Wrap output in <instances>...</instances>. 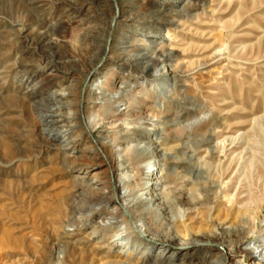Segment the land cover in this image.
I'll list each match as a JSON object with an SVG mask.
<instances>
[{
  "label": "rangeland",
  "instance_id": "obj_1",
  "mask_svg": "<svg viewBox=\"0 0 264 264\" xmlns=\"http://www.w3.org/2000/svg\"><path fill=\"white\" fill-rule=\"evenodd\" d=\"M146 183L148 237L123 264H264L247 249L264 237V0H0V264L124 250L117 199ZM188 235L225 247L177 255Z\"/></svg>",
  "mask_w": 264,
  "mask_h": 264
},
{
  "label": "bare ground",
  "instance_id": "obj_2",
  "mask_svg": "<svg viewBox=\"0 0 264 264\" xmlns=\"http://www.w3.org/2000/svg\"><path fill=\"white\" fill-rule=\"evenodd\" d=\"M166 37V36H165ZM164 37V39H165ZM161 39V38H160ZM163 39V38H162ZM160 42V41H159ZM146 68V67H144ZM93 74V72H92ZM102 80L99 78V76H97L93 81L92 83L90 84V90H93L95 94L99 95L102 91H103V88H102ZM56 92V91H55ZM104 94H105V91H103ZM102 92V93H103ZM116 93V92H115ZM44 97V95L42 96ZM99 97V96H97ZM45 98V97H44ZM50 99V98H49ZM52 99V98H51ZM46 101V100H45ZM47 103V102H46ZM84 127L86 129V134H88L89 136L91 135V137L94 138L93 134H92V131L90 130V128L87 126L86 124V120H85V117H84ZM65 139V138H64ZM63 140V139H62ZM96 144L97 146H99L100 148V145H99V140L96 139ZM104 141V140H103ZM105 143H107L109 146H112L113 147V143L110 142V141H107L105 140L104 141ZM63 144V143H62ZM67 145V144H65ZM63 146V145H62ZM65 147V146H64ZM122 155H119V157L117 159L114 160V162H111L110 160L108 161V165L110 167V170L111 171H117L120 173V170L122 169V158H121ZM73 177V176H72ZM123 178H121L120 176L118 177V180H116L114 182V187L115 188H120L122 189L123 187ZM96 184V183H95ZM106 188V187H105ZM151 189H154L152 186H150L149 184H145V186L143 188H141V191L138 193V194H134L130 189L126 188L125 191L121 192L120 195L118 196V203L121 205L120 208H122L125 212H126V215L128 214V216L130 217L133 225H134V231L133 233L135 234L134 237L132 238V240H130V242H128L127 244H129V246L127 248H125L124 250H118V251H115L114 250H111L112 248H110L109 250H107L108 248H106V251L103 252V253H100V252H95L94 253V249L93 247H88L86 246L87 248V252L88 254H84V256H80L79 257V260L76 261V259H73L72 262L70 264H82L83 260H89V261H85L86 264H113V263H118V264H123V263H128L127 262V258L130 257L133 252L135 250L138 249V246H137V243L139 241H142V238L141 236H145V237H148V229H147V224L145 221H143L141 218H137L136 216H134L132 214V210H133V207H134V204L136 203V201L138 202H145L147 204V206H149L152 202V200H154L153 196H151L149 192V190ZM140 190V189H139ZM150 194V196L148 195ZM131 198V199H129ZM106 203V206L107 208L110 207L109 210H112L114 209V206L113 205H116V202L115 201H112L110 199H107L105 201ZM184 203V202H183ZM101 206V205H100ZM104 206V205H103ZM72 207V206H71ZM70 209V208H68ZM121 210V209H120ZM72 211V210H71ZM80 212V211H79ZM68 213V212H67ZM123 213V212H122ZM69 214V213H68ZM79 214L82 215L81 218H83V224H90L93 220V217L96 216L98 213L97 212H92V211H89V212H83L81 211ZM109 215V218H114L112 214H108ZM120 215V214H119ZM123 215V214H122ZM137 215V214H135ZM98 217V216H97ZM225 217V216H224ZM223 217V218H224ZM102 219V218H101ZM116 219V218H115ZM128 219V218H127ZM122 220V221H115V222H110V224L107 226L109 228H111L112 230H114V234L111 236V237H114L115 239V242H118V240L120 239H128V237L131 235V231H129V226H128V220ZM235 219V218H234ZM98 219H96L97 221ZM225 220V219H224ZM227 220V219H226ZM68 221V220H67ZM71 221V220H70ZM113 221V219H112ZM190 221V220H189ZM106 222V221H105ZM185 222V221H184ZM82 223V222H81ZM80 223V224H81ZM97 223V222H96ZM68 224V223H67ZM72 224V223H71ZM82 224V225H83ZM99 224V223H98ZM106 224V223H105ZM131 224V223H130ZM194 224V223H193ZM60 225V224H59ZM85 225V226H86ZM97 225V224H96ZM102 225V224H101ZM101 225H99L101 227ZM132 225V226H133ZM70 226V225H69ZM183 227H184V231L186 233V231L188 229L194 231V232H190L188 233L189 235H199V232H198V228L197 227H193L191 225L190 222H186L183 224ZM80 228V227H79ZM103 229V228H102ZM79 231V229H77ZM182 230V229H181ZM94 232V231H93ZM124 232V233H123ZM92 233V232H91ZM71 234V233H70ZM188 235V236H189ZM92 236V235H91ZM90 236V237H91ZM201 236V235H200ZM87 237V236H86ZM88 239V238H87ZM93 239V238H92ZM109 239V238H108ZM149 239V242H146V244H149V245H153V244H156V243H161L163 245L164 248H166L167 246H173L175 245V241H176V237L175 236H171L163 241H160L158 239V237L156 236H151ZM81 240V239H79ZM86 240V239H84ZM107 240V239H106ZM105 240V242H106ZM129 240V239H128ZM78 241V239L76 240ZM91 241V240H90ZM95 241V240H94ZM16 242V241H15ZM14 242V243H15ZM72 242V241H71ZM84 242V241H83ZM81 242L80 245L83 243ZM93 242V241H91ZM97 242V241H96ZM10 243V242H9ZM76 243V242H75ZM107 243V242H106ZM85 244V243H83ZM87 244V243H86ZM104 244V243H103ZM126 244V245H127ZM73 246V244H71ZM76 245V244H75ZM79 245V244H78ZM90 245V244H89ZM88 245V246H89ZM210 245L212 246H223L225 247V245L222 243V241H215L214 239L210 238V237H206L204 239H201V238H196L195 236L194 237H186V238H183L181 244H179L177 247L178 250V253H176L177 255H179L182 250L184 249H188V248H195L197 249L198 251L200 250H205L207 249ZM83 246V245H82ZM96 246V245H95ZM99 246V245H98ZM104 246V245H103ZM80 247V246H79ZM125 247V246H123ZM76 248V247H75ZM248 249V253L253 255L254 254V251H257L258 250V255H264V252L262 250H264V237H260V240L256 241L255 244H252L251 246H249ZM84 250V249H83ZM100 250V249H99ZM174 253L175 252H172V254L170 256H166L164 258V264H174L173 263V256H174ZM185 252H183L182 254H184ZM218 257L211 263V264H225V260H226V255L224 253H222L221 251L218 250ZM71 254V253H70ZM175 254V255H176ZM72 256V255H71ZM69 260V259H68ZM126 261V262H125ZM133 261V260H132ZM134 262V261H133Z\"/></svg>",
  "mask_w": 264,
  "mask_h": 264
}]
</instances>
